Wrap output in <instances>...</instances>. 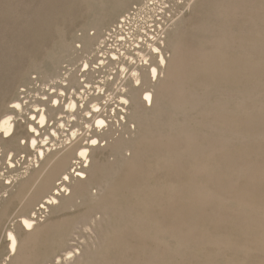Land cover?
<instances>
[{
    "label": "bare ground",
    "instance_id": "obj_1",
    "mask_svg": "<svg viewBox=\"0 0 264 264\" xmlns=\"http://www.w3.org/2000/svg\"><path fill=\"white\" fill-rule=\"evenodd\" d=\"M245 1L218 0L210 16L235 21L231 14L240 7L238 13L245 17L242 13ZM250 1L253 3L249 5L252 8L249 14L254 8H264V0ZM104 3L112 6L108 17L100 23L91 21L98 32L103 31L102 35L97 38L84 32L80 36L85 55L78 72L68 69L52 76V86L44 84L46 92L39 100H24L27 90L23 87L0 117V156L4 154L8 166V173L4 171L7 175L0 178V220L5 205L14 199L20 209L12 227L2 232L6 254L0 264H12L9 262L14 257L18 260L24 251L23 242L25 246L37 241L42 229L39 214L45 209L65 206L73 197L94 204L93 209L89 208L93 221L105 224L103 228L98 225L102 228H99L101 237L89 246L80 244L67 250L68 247L64 254L59 251L42 264H237L228 259L217 260L220 246L228 247L232 242L226 229L217 233L208 228L197 230L183 217L187 210L193 209V204L198 209L202 204L225 201H231L239 211L240 208L255 213L264 211V205L253 203L237 192H228L245 175L250 180L259 177L263 180L264 159L238 167L235 164L231 179L225 180L223 177L228 175L220 174L228 169L230 173L225 162V149L230 142L252 137L251 133L237 129L233 118L247 109L245 103L256 97L259 86L237 88L213 83L197 93L178 82L168 85L184 74L182 66L186 59L181 56V37L194 27V17L189 16L184 24L183 14L202 9L205 1L105 0ZM203 18L207 19V12ZM196 29L206 31L203 37L206 39L207 24ZM235 45L231 43L232 48ZM204 54V49L198 48L189 61H197ZM71 57L68 54L63 59ZM214 59L207 47V60ZM108 66L110 73H106ZM48 69L44 70L47 75L53 73L54 66ZM111 92L114 94L110 95ZM113 95L117 104L107 109ZM258 95H264L263 87ZM227 114H233V118H226ZM113 115L122 124V133L115 139L107 119ZM15 124L24 125L25 135L14 134ZM58 130H65V138H61ZM12 146L32 149L33 156L25 159L24 167H16ZM96 150H106L107 155L101 152L94 157ZM101 157L110 161L107 171L113 172L112 176L117 166L134 165L137 170L139 163L149 167L144 169L145 173L131 168L135 175L129 176L132 179L123 185L124 191H128L123 194L120 187L124 180L116 184L112 178L120 185L119 189L111 186L107 178H93L92 170L100 164ZM20 158L24 160L25 155ZM129 170L126 172L131 173ZM91 188L95 191H90ZM76 218L78 223L80 219ZM58 226L61 224L54 223L50 230ZM259 228L257 224L254 230L246 229L255 232L256 242H245L244 249L264 244ZM72 233L75 231L67 235ZM65 238L58 240L60 246ZM205 249L212 254H204Z\"/></svg>",
    "mask_w": 264,
    "mask_h": 264
},
{
    "label": "rangeland",
    "instance_id": "obj_2",
    "mask_svg": "<svg viewBox=\"0 0 264 264\" xmlns=\"http://www.w3.org/2000/svg\"><path fill=\"white\" fill-rule=\"evenodd\" d=\"M104 1L105 0H0V117L7 110L9 102L17 98L19 90L26 88L27 93L25 95H27V97L23 98L24 100H27V98L31 101L39 100L38 97L46 92L47 85L44 84L46 82V84L53 82V80H50L52 76L60 72V74H62L68 69L72 70L74 73L75 71L76 73L78 72L77 69L80 68L85 55L82 51L83 45L80 36L83 35L84 32L90 35H97V38L102 35L103 31L98 32L96 27L91 24V21L95 19L100 23L108 17L112 6L104 3ZM198 1H205L206 4H204L202 8L203 10L199 8L194 11L187 10L183 14L184 24L188 22L187 19L190 17H194L195 19L194 27L188 29V33L181 37L183 40L180 46L181 56L186 59L182 66L184 74H182V76L180 75L177 80L172 79L168 85L172 86V84L178 82L186 89L194 90L197 93H201L206 86L208 87L213 83H222L226 86H236L237 88L259 86V89L256 90V97L248 99L247 103H245L247 109L244 110V112H241V114L238 113L239 116L237 117L236 115L235 118H233V114L226 115V118H233L234 126L237 129L249 132L252 135L251 138L243 140L242 142L238 140L231 141L230 145L226 147L225 162L230 168V173H228V169V171L224 170L225 172L222 171L220 174L223 173L221 174L222 176L228 175V178L223 177L225 180H228L234 176L232 172L235 164L238 167L242 163L248 164V162L253 160H256L255 163H257L264 159V95H258L261 91V87L264 88V8L257 10L253 7L254 10L249 14V10L252 9L249 5H251L253 1L246 0L244 7H242V13L245 17L239 15L238 12L241 8H236L237 4L235 6L236 9L234 8L235 11L231 14L232 17L235 18V21L233 20L230 22L222 16H210V11L218 4V0ZM206 12L207 19H204L203 16ZM238 17H241V20H238ZM111 22L103 25V28H106ZM203 24H207L206 39L203 38L205 37L204 33L206 31L196 29V27ZM227 26H230V30L227 29ZM190 34L193 36L191 39ZM231 43L236 44L234 48L231 47ZM207 47L209 54L213 55L216 59L207 60ZM198 48L204 49L205 57L199 58L200 60L197 59V61H189L190 56ZM74 49L76 50L74 51ZM103 49L104 47L101 48V50ZM241 49L244 50L239 51ZM254 49H257V52H254ZM68 54L72 57L66 60L63 59V57ZM225 55L226 57L224 58ZM56 61H59L57 66ZM51 66H54V71L47 75L44 70L49 71L50 69L48 68ZM109 68H111V66H108V69ZM41 70H43L44 73H41ZM110 72L111 69L106 73ZM109 77H111V74H109ZM31 78H34V81ZM29 79L32 80L31 83H29ZM26 83H28V85H26ZM49 86H52V84L50 83ZM112 88L113 84H111L109 92ZM51 90H53V88H51ZM112 94H114V92H111L110 95ZM20 96L22 97L24 94ZM116 99V95H113V97L109 99V107H107V109L117 104ZM107 119L110 121L109 125H111V128L114 130L112 138L115 139L122 133L121 121L116 115L107 117ZM58 131L61 138H65L63 136L65 135V130L64 132ZM25 132L24 125L15 124L14 134L25 135ZM4 147L7 149L9 146ZM12 149L15 152L14 158L16 167H24L26 165L25 159L32 158L33 156L32 149L29 150L28 148L26 149L18 146H12ZM2 152H5V149H2ZM101 152L102 151L96 150L93 153L94 157L101 155ZM102 153L107 155L106 150ZM20 155H25L24 160L23 158L19 159ZM101 160L100 164L96 165L92 170L93 178H107L110 180L111 186L114 185V187L117 183L120 184V181L124 180L125 182H121V187L120 185H116V188L118 186L121 188L123 194L128 193V191H124L122 187L129 178L132 179L129 176L135 175V171L137 170L145 173L146 171H144V169L146 170L147 167H149L146 164L145 167L143 164L139 166V163L136 164L139 166L136 167L137 170H135L134 165L131 167L128 165V168H125L127 166H123V168L122 166H120L121 168L117 166L113 170L116 171L114 174L115 176H112L113 172L107 171L111 165L110 161H108L106 157H101ZM131 168L135 171L133 169L131 170ZM128 169H130L129 171L131 173L128 171L126 172ZM4 171L8 173L7 162L3 154L0 156V178L7 175ZM123 172L126 173L127 178ZM121 176L124 178L122 179ZM112 178L116 184L112 181ZM120 178L122 180H120ZM261 179L262 178L259 177V179L250 180L249 177L245 175L241 177L237 185L230 189V191L228 190V192H237L248 197L253 203L257 202L264 205V179ZM90 191L94 192L95 188H91ZM77 200L78 199H74L73 197L66 202L65 206H61L58 209L50 208L47 211L45 209L41 214L38 212L40 215L39 219H42L39 223L42 229L39 232L40 234L37 237V241L35 239L25 246L23 242L22 246L24 251H22L21 257H19L18 260L14 257L9 263L42 264L44 260H50L53 255L59 253V251L60 254H64V249L68 247L70 248L67 250H70L80 244L89 246L93 242L98 241L101 237L100 229H102L105 224H97L94 222L95 219L91 214V209L94 208V204L87 199H84L85 201L78 200V202ZM18 207L17 199H14L4 207L3 211L5 214L0 220V260L5 257L6 254V239L2 232L5 228L12 227V221L16 219L14 216L20 214V209ZM83 215L86 218H84ZM77 216L80 217L78 218ZM8 217H10V219ZM75 218L78 220V223H76L77 221L75 222ZM183 218L197 230L208 228L209 231L213 233L225 229L228 231L232 242L228 247L220 246L219 253L217 254L218 261L224 259V261H226L228 259L237 264H264V244L257 247L252 245L248 249L242 247L245 242H256L253 240L255 239L253 238L255 232L246 231V229L254 230L257 224L260 227V237L261 239L264 238V211H262V213H255L254 211L248 212L241 208L239 211L231 201H225L222 204H202L198 209L197 205L193 204V209L187 210L186 217ZM187 218L190 221H187ZM85 219L87 221H85ZM54 223L57 225L61 224V227L58 226L59 230L58 227L50 230ZM62 225L65 226L62 227ZM98 225H101L102 228L98 227ZM72 230L73 232L75 231V233H72L74 235L68 236L67 234H70ZM96 230L98 231L96 232ZM43 233L45 234L43 235ZM85 234L88 236L86 237ZM22 235L23 232H21L20 238ZM64 237L67 238H65L64 244L60 246L58 240ZM67 244L69 246H67ZM51 248L55 251L53 249L51 250ZM204 254H212V252L205 249Z\"/></svg>",
    "mask_w": 264,
    "mask_h": 264
}]
</instances>
